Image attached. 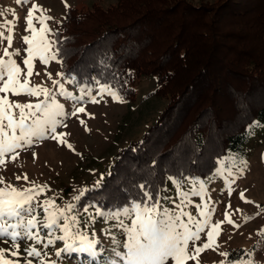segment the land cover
<instances>
[{
	"label": "trees",
	"instance_id": "trees-1",
	"mask_svg": "<svg viewBox=\"0 0 264 264\" xmlns=\"http://www.w3.org/2000/svg\"><path fill=\"white\" fill-rule=\"evenodd\" d=\"M61 26V71L84 83L96 77L126 101L138 79L156 76V94L167 100L77 207H110L134 183L166 187L169 174L204 181L242 161L250 122L264 124V0H116L105 9H70Z\"/></svg>",
	"mask_w": 264,
	"mask_h": 264
},
{
	"label": "snow or ice",
	"instance_id": "snow-or-ice-1",
	"mask_svg": "<svg viewBox=\"0 0 264 264\" xmlns=\"http://www.w3.org/2000/svg\"><path fill=\"white\" fill-rule=\"evenodd\" d=\"M16 2L31 4L27 12V31L30 35L22 36L23 44L27 45L25 58L23 49L8 50L12 47L13 37L10 34L5 37L0 32V44L6 39L8 46L2 49L0 56V169L5 170L9 160L14 162L19 158L20 150L26 151L46 140L64 145L66 141L63 137L68 134L60 133L58 129L67 127L65 119L79 118V114L88 115L83 105L99 102L93 95V84L99 85L97 92L100 96L107 93L114 100L123 99L112 86L106 82L102 84L96 77L84 83L63 71L56 74L60 79H53L51 74H47L52 88L43 84L31 85L29 78L33 75L34 61L39 60L43 65L55 61L63 67L67 53L63 50L62 41L50 39L58 35L47 23L54 18L45 15L46 10L32 0ZM36 12L40 15H34ZM34 21L40 25L39 28ZM13 57H19L20 62ZM100 63L105 64V61ZM116 75L112 74L113 79ZM65 84L73 85L78 94L68 91ZM57 93L71 103L70 111L58 102ZM9 94L18 99H10ZM41 96L43 99H39ZM31 98H37L36 102H32ZM239 103L242 117H246L250 108L244 107V100ZM80 124L83 125L84 120L81 119ZM260 128H264V124L250 122L248 134ZM67 147L72 148V145L69 143ZM218 163L223 164V161ZM239 164L247 166L246 161H239ZM222 172L223 168L217 175ZM238 174H243L242 168ZM176 175L169 174L166 179L175 186L180 203L166 194L168 189L159 180L145 181L134 183L126 193L116 198L115 207L107 212L91 203L77 207L73 203L60 206L55 199L41 201L38 198L46 191V185L29 181L27 174H15V179L28 182L27 186L14 185L0 176V244L7 245L0 246V264H63L65 259L71 260L76 256L79 260L81 255L85 257L83 264H187L188 261L201 264V254L208 249L218 252L220 257L228 260V264H256L254 254L258 250L264 253L260 245L234 257H230L227 251H218L224 222L235 229H239L240 225L227 211L223 213V220L213 222L215 208L210 207V197L205 199L208 196L205 183L195 176L179 173L191 183L187 192L181 191L182 182ZM228 175L231 179L227 182L226 194L231 196L235 174L229 170ZM94 186H99V181ZM88 190L82 189L75 200L80 202L81 196ZM194 196L199 197L201 202L193 205L190 197ZM239 198L245 203H252L245 200L243 191L239 193ZM167 202L174 207L165 206ZM189 205L193 206V212L185 210ZM231 207V204L226 205V208ZM257 208L264 213V207L257 205ZM90 212L91 215L81 218L82 214ZM248 220L245 217V221ZM96 223L105 225L103 234L109 241L107 246L96 238ZM256 235L264 244V230ZM58 244L61 246L57 247ZM258 260L259 264H264V254Z\"/></svg>",
	"mask_w": 264,
	"mask_h": 264
},
{
	"label": "rangeland",
	"instance_id": "rangeland-1",
	"mask_svg": "<svg viewBox=\"0 0 264 264\" xmlns=\"http://www.w3.org/2000/svg\"><path fill=\"white\" fill-rule=\"evenodd\" d=\"M32 2L46 10L45 15L54 18L47 23L50 28L62 36L61 25L70 9L87 11L93 6L105 9L113 6L116 0H32ZM30 8L31 4L17 3L16 0H0V13H2L0 15V32H3L5 37L9 34L13 37L12 47L8 50L11 52L23 49L25 51L22 52V55L25 58L27 45L23 44L22 36L30 35V32L27 31V12ZM34 15L39 16L40 13L36 12ZM34 24L39 28L38 23L34 21ZM52 38L56 39V37H50V39ZM6 47L8 46L5 39L0 44V56H2V49ZM13 58L20 62L19 57ZM33 63V75L29 78L31 85L43 84L45 87L52 88L47 74H51L53 79H60L56 74L61 72V65L55 61H50L48 65L41 64L39 60ZM21 66L24 67L22 64ZM133 86L134 94L129 101H126L123 99L114 100L107 93L100 96L97 92L99 86L94 85L93 95L99 102L83 105L88 115L79 114V118H66L67 127L58 129V132L68 134L63 137L66 141L64 145L46 140L26 151L20 150V156L16 161L9 160L6 170L0 169V176L5 177L8 182L14 185L27 186L28 182L15 179V174H27L29 181L47 186L44 194L38 198L39 200L55 199L56 204L60 206H65L68 203L77 206L79 202L75 200V197L80 195V191L97 188L98 186H94L97 181H99V186L102 185L105 177L110 176L111 173H107L112 168L118 154L129 147L131 143L141 140L167 105V100L156 94L158 87L156 76L140 78ZM65 88L73 92L74 95L78 94L73 85L65 84ZM53 90L55 91V89ZM9 98L18 99L11 97L10 94ZM36 99L31 98V101L36 102ZM39 99H43V97L41 96ZM57 100L64 104L66 111L71 110V103L59 96L58 93ZM81 119L84 120L83 125L80 124ZM69 143L72 148L67 147ZM242 161H246V167L240 164L229 168L220 166L218 171L223 168L221 175L218 176L217 171L213 176L202 181L208 189V196L205 199L210 197V207L215 208L213 222L223 220V213L227 211L234 222L240 225L239 229H235L225 221L218 241L220 244L218 251L234 252L233 254L236 253V255H243L256 245H260V248L264 249L261 238L256 235L257 232L264 230V213L257 208V205L264 207V128L254 131L250 143L244 148ZM241 168L243 174L239 175ZM229 170L235 174L231 196L226 194L227 182L231 179L228 175ZM190 187L191 183L188 180L182 183L180 190L187 192ZM165 188L168 189L167 195L176 198L174 185L169 182ZM241 191L244 192L245 200L252 203H245L239 198ZM190 199L193 205L201 202L199 197L194 196ZM176 203H180L179 198H176ZM228 204H231L232 207L226 208ZM103 206L107 212L109 208H114L115 204L110 207L99 205V207ZM165 206L174 207L170 202H167ZM185 210L193 212L194 208L189 205ZM82 216L81 218H86L85 214ZM245 217L249 218L247 222ZM104 229L105 225L102 223H96L94 226L96 238L102 240L107 246L109 241L103 234ZM230 236L231 239H229ZM0 246L7 247L4 244H0ZM60 246L57 245V247ZM262 254L264 253L260 250L254 254L253 259L256 264H259L258 257ZM201 255V264H228L227 259L220 257L218 252L211 249ZM75 258L76 256H73L71 260L65 259L63 264H83L85 260L83 255L78 261ZM80 259L82 262H79ZM187 264H195V262L188 261Z\"/></svg>",
	"mask_w": 264,
	"mask_h": 264
}]
</instances>
